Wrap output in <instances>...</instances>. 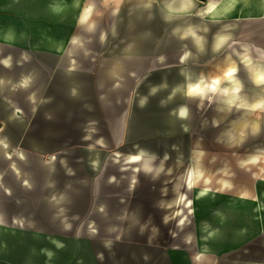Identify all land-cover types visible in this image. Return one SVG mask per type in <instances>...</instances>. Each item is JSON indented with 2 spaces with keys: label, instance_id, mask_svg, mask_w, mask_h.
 <instances>
[{
  "label": "crops",
  "instance_id": "obj_1",
  "mask_svg": "<svg viewBox=\"0 0 264 264\" xmlns=\"http://www.w3.org/2000/svg\"><path fill=\"white\" fill-rule=\"evenodd\" d=\"M84 1L0 0V264H193L133 218L185 206L167 200L199 112L257 86L264 0Z\"/></svg>",
  "mask_w": 264,
  "mask_h": 264
},
{
  "label": "rangeland",
  "instance_id": "obj_2",
  "mask_svg": "<svg viewBox=\"0 0 264 264\" xmlns=\"http://www.w3.org/2000/svg\"><path fill=\"white\" fill-rule=\"evenodd\" d=\"M81 4L84 6L85 1L81 0ZM259 69L264 70V67L258 66L257 86L254 87L255 83H242L243 97L237 103L232 99L221 102L216 97L212 98L211 108L201 109L197 125L190 135L193 142L200 138L205 149L206 175L212 187L210 195H204V181L200 180L195 189L188 186L184 189L191 203L164 214L165 209L154 208L153 214L145 218L147 227H140L143 217L136 216L134 224L148 232L140 234L141 239L148 235L163 243L167 251L183 250L193 264H245L246 253L253 256L264 253V159L249 166L241 165L239 161L251 148L264 146V80L260 79ZM245 100L252 104H245ZM242 117L247 119L244 125ZM236 127L242 128L237 135ZM191 152L182 150L178 174L191 161ZM167 163L172 167L175 165L174 162ZM227 168L228 171H224ZM163 177L148 193L154 199L162 188L172 190L171 182L164 184L170 181V175ZM227 177L233 185L223 188L221 179ZM150 187L148 185V191ZM140 203L143 202L137 201ZM127 222L129 218H124V224Z\"/></svg>",
  "mask_w": 264,
  "mask_h": 264
},
{
  "label": "bare ground",
  "instance_id": "obj_3",
  "mask_svg": "<svg viewBox=\"0 0 264 264\" xmlns=\"http://www.w3.org/2000/svg\"><path fill=\"white\" fill-rule=\"evenodd\" d=\"M66 0H59L58 4H55V7L61 8L62 6H64ZM87 10L84 12V18H86L87 16ZM10 27L8 28V33L6 34L8 38H12L14 36V31L13 29V23L11 22ZM228 73H231V75H229V78L231 80H234V72L233 70H229ZM263 73V71H260V74ZM226 92H227V97L226 99H231L232 95H231V88L236 89L238 88V86H229L226 85ZM245 104H252L251 101L245 100L244 101ZM227 106L229 104H226ZM245 119V117H244ZM243 117L241 118L242 123L244 125V123H246L247 119L244 120ZM242 129V128H241ZM240 129V130H241ZM236 135L239 133V128L236 127ZM233 131L231 132V135L234 136ZM192 155H191V161L189 163H187L185 165V168L179 173V177L177 182L175 183V191H176V195H174L173 198L168 199L167 200V205L169 207H174V206H180L183 205L185 203H191L190 199L187 197V194L183 191V183L188 185L189 187H195V185H198L197 183H199L200 180L204 181L203 185H204V191L209 192L211 191L212 187H210L211 185L209 184V178L206 175L207 172V167L204 164V157L206 155L205 149L202 145V142L200 140V138H197V140L195 141L194 144V148L192 149ZM130 160H140L142 162V166H143V170H152V171H156V172H160L163 170L164 168V161L160 162L159 164L156 165V162H154V155L151 154H131V156L129 157ZM261 159H264V146H258L255 148H251L250 150H248V153L245 154V156H242L241 159H239L241 165L245 164L246 166H249L251 164H257ZM169 172L172 171L171 167L168 168ZM165 170V169H164ZM224 171H228V168L225 169ZM222 182V187L223 188H227V187H231L233 185V183L231 182V180L227 177V178H222L221 179ZM221 187V188H222ZM246 192V190L244 191Z\"/></svg>",
  "mask_w": 264,
  "mask_h": 264
},
{
  "label": "clouds",
  "instance_id": "obj_4",
  "mask_svg": "<svg viewBox=\"0 0 264 264\" xmlns=\"http://www.w3.org/2000/svg\"><path fill=\"white\" fill-rule=\"evenodd\" d=\"M6 63V62H5ZM186 112H187V110L186 109H182L181 110V115L183 116V115H186Z\"/></svg>",
  "mask_w": 264,
  "mask_h": 264
},
{
  "label": "snow or ice",
  "instance_id": "obj_5",
  "mask_svg": "<svg viewBox=\"0 0 264 264\" xmlns=\"http://www.w3.org/2000/svg\"><path fill=\"white\" fill-rule=\"evenodd\" d=\"M228 75H231V73H228ZM261 80H264V77H261Z\"/></svg>",
  "mask_w": 264,
  "mask_h": 264
}]
</instances>
